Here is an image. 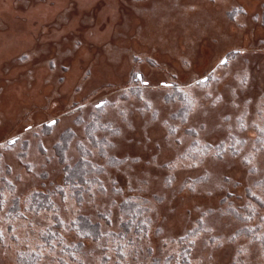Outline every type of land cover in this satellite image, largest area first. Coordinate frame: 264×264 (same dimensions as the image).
I'll return each instance as SVG.
<instances>
[{
  "label": "rangeland",
  "instance_id": "374dc122",
  "mask_svg": "<svg viewBox=\"0 0 264 264\" xmlns=\"http://www.w3.org/2000/svg\"><path fill=\"white\" fill-rule=\"evenodd\" d=\"M42 1L0 0V100H10L0 101V264H176L183 246L190 264H264V0L252 11L235 0H153L133 6L142 19L133 26L118 23L127 4L119 0L110 36L97 34L106 28L96 22L111 5L105 0L82 3L75 25L69 14L78 2L54 9ZM176 10L181 31L166 35ZM152 23L163 27L145 38ZM185 33L181 45L168 44ZM139 37L143 48L128 44ZM101 45L119 78L95 80L97 66L85 61L67 90L75 52L86 46L91 57ZM42 89L51 94L38 97ZM91 121L100 123L93 132ZM68 131L60 161L56 144ZM80 157L98 168V182L77 196L64 166ZM34 192L51 205L34 208ZM128 198L150 217L139 234L123 226ZM81 216L102 234L78 230ZM47 231L58 237L44 239Z\"/></svg>",
  "mask_w": 264,
  "mask_h": 264
},
{
  "label": "bare ground",
  "instance_id": "6f19581e",
  "mask_svg": "<svg viewBox=\"0 0 264 264\" xmlns=\"http://www.w3.org/2000/svg\"><path fill=\"white\" fill-rule=\"evenodd\" d=\"M90 0H75V2H78V12H73L71 14H69V24H76L77 21L79 20V17L75 15V13H79L80 11H82L80 9L81 4L82 3H86L89 2ZM92 1V0H91ZM106 2L110 3V6H105L103 8H101L100 11L97 12L96 14V22H105L106 23V28L103 32H97L98 35H108L111 34V25H116V21L114 18V14H115V6H117L119 4V0H105ZM152 2L153 0H149V1H143V2H138V1H134V0H126L127 4L126 7L123 8L122 10V14H121V19L120 22L118 23H122L123 26H127L130 24V26L135 25L137 22H141V18L138 17V15L135 14L134 12V8L133 6L135 5H139V4H148L149 2ZM161 1V0H158ZM202 1V0H201ZM237 1V3H243L246 4L250 7V10L252 11L253 9H255V7L257 6V0H235ZM44 2V6H50L51 8H63L66 7L67 4H69V0H44L42 1ZM206 7L208 9H213L215 10V6L217 7V11L219 12V9L222 8V4L219 3H209L206 1ZM81 13V12H80ZM176 15L174 17L173 20H171L168 25H171L172 28L170 29H166L164 28V31L166 33V35H168V33H172L175 34L176 32H180L181 31V21L184 17V12L176 10ZM195 12H191V13H186L187 16H194ZM143 16H148V15H143ZM144 20L146 21L147 17H143ZM247 18V17H246ZM108 19V20H107ZM148 20V19H147ZM156 23H152V24H147V27L145 28V31L143 32V36H145V38H147L148 36H156L159 33V30L162 29L163 26H159V27H155ZM236 24L232 22V25L230 23V29L233 30V28H235ZM122 30V28L120 29ZM243 32L246 29H242ZM95 31V30H94ZM193 35H196V31H194L192 33ZM185 34H181L179 36H177L174 39H171L170 41H168L169 45L175 44L177 43L178 45H181L183 43V38L185 37ZM214 35V34H212ZM142 36V37H143ZM21 41H27L29 40V36L28 33L21 35ZM142 37H139V39H132L130 41H128L130 45L134 46L136 49H140L143 48V39ZM73 38H70L68 45L67 46H71L72 45V41ZM84 40L88 43H91L93 36L90 35L89 33H86L85 36L83 37ZM144 38V37H143ZM10 41H16L18 39L16 34H12L9 37ZM102 45L100 48L94 50V52H98L97 54L88 57L87 56V52L89 51V49L86 46L81 47L79 50H77L75 52V54L72 57V61H73V68L71 70V74H70V78L69 81L67 82V90H72L74 89V84L77 82V78H80V74L82 72V69L84 68V62L86 61V65H88L89 63H92L94 65H96V69H94V73H93V77L95 80H102L103 78H119V74L121 73V69L119 66L115 65L112 62H109L106 58V56H104L103 52H102ZM202 54H204V52H202ZM9 56L11 54H8ZM161 58H166L167 55H159ZM170 58V57H169ZM171 59V58H170ZM177 56H173V58L171 59L172 64L176 67H179V63ZM146 68L151 69V67L146 66ZM80 72V73H79ZM20 85V80L19 82H17V85L15 86L14 89L18 88ZM55 87V86H54ZM54 87L50 90L52 91L54 89ZM41 91V92H40ZM37 94L38 97L41 96V98L44 97V94H46L48 96V94H51L50 91L49 93H44L43 89L40 90ZM53 92V91H52ZM71 92V91H70ZM2 102V104H6L9 100V96H4L2 100H0ZM1 114H3L4 116H7V114H13V112L11 111H5L3 110V108H1ZM8 118H10V116H8Z\"/></svg>",
  "mask_w": 264,
  "mask_h": 264
},
{
  "label": "trees",
  "instance_id": "16d2710c",
  "mask_svg": "<svg viewBox=\"0 0 264 264\" xmlns=\"http://www.w3.org/2000/svg\"><path fill=\"white\" fill-rule=\"evenodd\" d=\"M181 109L183 111V114L186 115L190 109V104L186 102L185 105ZM99 126H100V123H95V121H91L88 128L90 127L91 131L93 132V130L98 129ZM71 136H72V133L70 131L65 132L64 135L61 137V140L56 144V147L58 150L57 153L59 155L60 161L61 160L65 161V156H64L65 149L68 144V140L69 138H71ZM102 141L103 140H101L100 143ZM86 154H88V151L86 152ZM64 170L66 172L65 181L66 183L72 184L71 188L77 194V196H80L81 191L82 189L85 188V186L87 187L84 190H87L89 189L90 185L92 186L94 182H98V176H97L98 168H96L89 159L80 157V159L77 161V163L73 167H71V165L69 164H66L64 166ZM75 180H78V183ZM31 196H32L31 204L32 206H34V208L48 207L51 205L50 204L51 201L49 200V197L43 194L42 192H34ZM121 210H123V213H125V217H123L124 219L123 226L126 232L132 231V233L139 234L142 231H144V229L147 227V223L150 221V217L144 215L145 208L143 207L142 202L128 198L121 203ZM81 219L82 221L79 220L77 224L76 223L74 224V226L77 227L78 230L85 231L87 233H89L90 231V234L94 236H99L102 234L99 231H97L98 235H95L92 229L85 228V227L88 228V224H90L89 226H92L93 228H96L97 230L98 229V226L96 225L97 223H91L90 221L86 220L85 217H82V216H81ZM201 230H202V226L198 225L194 227L192 231H190L189 235H187L185 238L190 240L191 235L195 236ZM247 234L252 235L251 233H247ZM252 236H254V238L256 237L255 234ZM54 237H58V234L52 233V232L50 233V231H47L46 234L44 235V239H47V240H50L51 238H54ZM262 241L264 243V236H263ZM183 247L185 248H182L179 261L176 264H190V262L188 261V257L184 251L188 248L186 246H183ZM183 255L185 256V258H183ZM35 259H36V254L31 253L28 260L31 262V261H34ZM172 259L173 257L170 256L169 260L171 261Z\"/></svg>",
  "mask_w": 264,
  "mask_h": 264
},
{
  "label": "snow or ice",
  "instance_id": "6c2138e0",
  "mask_svg": "<svg viewBox=\"0 0 264 264\" xmlns=\"http://www.w3.org/2000/svg\"><path fill=\"white\" fill-rule=\"evenodd\" d=\"M227 62H228V58H227V56H225L224 58H222L219 61V64L220 65H227ZM136 77H137V79H139L145 85H147L149 83V81L147 79H144L143 76H142V74L139 73V72L136 73ZM207 80H208V77L207 76H203V77H201V80L200 81H196V83L197 84H201V83H203L204 81H207ZM242 82H245V81H242ZM217 99H219V97ZM105 103H106V101L101 100L99 102V104H97L96 106L99 107L100 105L105 104ZM189 104L192 105V101H189ZM81 107H83V105H81ZM48 123L51 125V124H54L55 121L54 120L48 121ZM29 127H31V125H29ZM172 131L175 132L176 130L175 129H172ZM261 131L264 132V129H261ZM237 142L239 143V141H237ZM9 143H15V138L13 140L9 141ZM244 159H245V161L247 163H251L250 157L246 156V157H244ZM8 183L11 184L12 181L9 180ZM251 195L252 196H256V193L255 192H252ZM258 199H259V197H258ZM262 203H264V201H262ZM201 219H203V217ZM2 235H3V233L0 232V236H2Z\"/></svg>",
  "mask_w": 264,
  "mask_h": 264
}]
</instances>
